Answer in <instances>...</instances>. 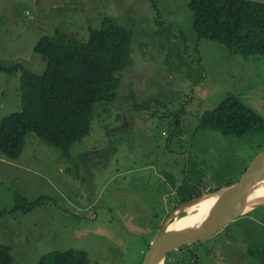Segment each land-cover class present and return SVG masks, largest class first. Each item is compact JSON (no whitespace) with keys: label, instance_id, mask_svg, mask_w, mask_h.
Returning <instances> with one entry per match:
<instances>
[{"label":"rangeland","instance_id":"rangeland-1","mask_svg":"<svg viewBox=\"0 0 264 264\" xmlns=\"http://www.w3.org/2000/svg\"><path fill=\"white\" fill-rule=\"evenodd\" d=\"M189 2L0 0V65L38 75L47 62L35 46L45 36L86 41L105 17L133 31L117 99L96 105L91 133L70 148V159L33 133L17 159L0 152V243L13 249V264L70 249L85 251L90 264H143L178 206L173 183L181 185L182 171L207 191L222 189L264 151V131L236 137L200 127L230 96L264 118V56L231 55L198 39ZM21 75L0 72V122L21 111ZM17 194L43 203L13 212ZM240 221L254 233L231 223L193 245L201 264H264V205ZM180 254L167 264L186 257Z\"/></svg>","mask_w":264,"mask_h":264},{"label":"trees","instance_id":"trees-1","mask_svg":"<svg viewBox=\"0 0 264 264\" xmlns=\"http://www.w3.org/2000/svg\"><path fill=\"white\" fill-rule=\"evenodd\" d=\"M188 6L194 14L193 29L198 39L216 41L231 55L264 56V2L190 0ZM132 47L133 31L105 17L100 29L89 28L86 41L62 33L41 38L35 46V52L47 62L41 75L19 65H0V72L22 70L21 111L0 122V152L10 160L17 159L24 149L25 137L33 133L70 159V148L91 133L96 105L117 99L122 73L130 65ZM200 127L224 136L243 137L253 131L263 132L264 118L241 98L230 96L201 117ZM188 171H182L181 185L173 183L176 205L199 197L200 188H207L187 178ZM15 201L13 212L28 213L40 207L43 198L30 202L17 194ZM237 221L233 223L238 226ZM149 247L150 243L146 252ZM193 249L189 245L178 250L191 260L188 263L185 257L177 264H201L199 252ZM12 251L10 246L0 243V264H13ZM262 256L264 263V253ZM39 264H90V261L85 251L70 249L52 251Z\"/></svg>","mask_w":264,"mask_h":264},{"label":"water","instance_id":"water-1","mask_svg":"<svg viewBox=\"0 0 264 264\" xmlns=\"http://www.w3.org/2000/svg\"><path fill=\"white\" fill-rule=\"evenodd\" d=\"M261 184H264V151L256 157L236 184L214 192L200 188L199 197L179 204L150 244L143 264H165L168 255L185 246L209 240L229 224L263 206L264 203L258 202V195L256 196V188ZM204 200H212V204L202 219L194 224V215H189L187 210ZM177 220L188 223L184 227L174 228L172 223Z\"/></svg>","mask_w":264,"mask_h":264},{"label":"bare ground","instance_id":"bare-ground-1","mask_svg":"<svg viewBox=\"0 0 264 264\" xmlns=\"http://www.w3.org/2000/svg\"><path fill=\"white\" fill-rule=\"evenodd\" d=\"M256 196L258 195L257 199L258 202H262L264 203V184L259 185L256 188ZM212 204V200H204L203 202H201L199 205H197L196 207L193 208H189L187 210V213H189V215H194L192 218V223L196 224L200 219H202V216H204L206 214V212L208 211L209 207ZM179 221V220H177ZM175 221L173 224V227H184L187 225L188 221L184 222V221H179L177 222Z\"/></svg>","mask_w":264,"mask_h":264},{"label":"crops","instance_id":"crops-1","mask_svg":"<svg viewBox=\"0 0 264 264\" xmlns=\"http://www.w3.org/2000/svg\"><path fill=\"white\" fill-rule=\"evenodd\" d=\"M159 174V173H158ZM159 176H161V175H159ZM175 192V191H174ZM262 207V206H261ZM242 219V218H241ZM238 221H240V220H238ZM254 222H255V220H254ZM237 223H239L238 224V229H239V231L240 232H242L243 234H245L246 236L247 235H250V234H252V233H254L253 232V230H250V225H248V224H246V223H244V222H237ZM252 226V225H251Z\"/></svg>","mask_w":264,"mask_h":264}]
</instances>
